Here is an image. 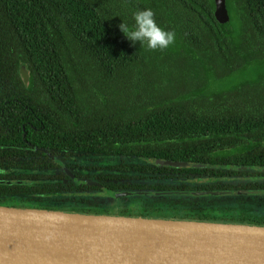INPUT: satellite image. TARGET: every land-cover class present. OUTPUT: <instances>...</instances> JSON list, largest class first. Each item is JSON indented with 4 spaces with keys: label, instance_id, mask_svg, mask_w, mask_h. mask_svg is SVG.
I'll use <instances>...</instances> for the list:
<instances>
[{
    "label": "trees",
    "instance_id": "1",
    "mask_svg": "<svg viewBox=\"0 0 264 264\" xmlns=\"http://www.w3.org/2000/svg\"><path fill=\"white\" fill-rule=\"evenodd\" d=\"M225 4L228 30L216 21L213 0H0V107L12 117L0 119V167L39 182L0 186V204L38 208L36 197L57 191L49 174L57 164L42 149L97 153L109 180L155 168L126 155L209 164L207 171L224 176L234 164L264 167V0ZM148 8L175 32L165 50L133 45L119 30ZM20 65L29 74L26 87ZM25 94H40L39 107L53 109L52 116L43 111L41 129L21 119L31 113L25 106H36ZM164 170L168 182L202 171ZM138 208L142 217L173 215Z\"/></svg>",
    "mask_w": 264,
    "mask_h": 264
},
{
    "label": "water",
    "instance_id": "2",
    "mask_svg": "<svg viewBox=\"0 0 264 264\" xmlns=\"http://www.w3.org/2000/svg\"><path fill=\"white\" fill-rule=\"evenodd\" d=\"M214 5L216 21L228 30L224 0H214ZM18 74L26 87L24 65ZM145 160L175 169L210 167ZM106 195L117 199L162 194ZM0 264H264V225L0 206Z\"/></svg>",
    "mask_w": 264,
    "mask_h": 264
},
{
    "label": "flooded vegetation",
    "instance_id": "3",
    "mask_svg": "<svg viewBox=\"0 0 264 264\" xmlns=\"http://www.w3.org/2000/svg\"><path fill=\"white\" fill-rule=\"evenodd\" d=\"M226 12L230 21V14L227 8ZM18 78L20 77L18 76ZM17 95L20 96L22 94ZM25 95L32 97L35 100L36 106L34 108L25 106L26 111H30L31 113L30 116L22 115L21 119H32L34 123L40 124V129L43 128L45 125L43 122L48 119V116H44L46 115L44 112L50 113L52 116L54 115L53 109L39 107L38 97L40 94ZM7 102L8 101H5L4 103ZM5 111H11V109L0 107V119H11L12 117L4 115ZM28 125L32 126L34 130L39 131L32 123L28 122ZM38 136H41V134H38ZM22 138L24 139V134ZM24 143V150L32 148V145L26 140H24ZM33 148L37 150L34 146ZM42 151L47 159L57 164L56 170L49 173L52 176L51 184L57 191L52 193L53 195L50 196L49 199H42V195L38 194L40 197L35 198L37 200L38 209L93 215L139 216L135 214L138 212L136 209L137 207L147 210L150 208H159L161 210L169 209L173 215L167 218L173 219L220 223L245 222L264 225V187L261 186V182L264 181V167L234 164L232 166H226L227 169L229 168L231 170V173L224 176L223 174L216 173V170L214 172L207 171L214 167L206 164L210 167H193L202 170L199 172V176L194 173H188V176L186 175L187 177L174 178L173 181L168 182L167 178L164 176L168 174V172H165L166 170L164 169H188L159 167L145 160L149 157L126 155L124 158L131 160L132 163L140 161L155 167L152 169L154 174L151 173V170L149 174L142 173L139 176L133 171L129 177H123L125 178L123 180L118 178L117 175V180H109L110 177L105 176L103 169H99V155H96L97 153L86 155L71 154L69 156H64L61 154L51 155L46 153V150L43 149ZM53 152H55V150H53ZM153 158L164 161H176L156 157H151L150 159ZM63 161L68 163V165ZM217 171L224 172L222 169ZM21 173L22 171L17 169L8 170L0 167V186H9L10 183H13L11 185L15 186H30L31 184L39 183L37 181L16 179V175ZM171 174L174 175L176 172H171ZM130 177L133 178L128 181L126 178ZM179 179L182 181L180 185L184 183L185 187H181L176 182V180ZM17 182L21 184H14ZM127 183L133 184L137 190L130 189L131 186ZM106 190L108 193L113 191L118 193L135 191L161 192L162 195L155 197L149 195H142L140 197L134 196L136 197L135 200L130 198L131 196L113 199L106 195L108 194L105 192ZM5 203L11 204L10 201H4V204H0V206L12 207ZM136 203L138 204L136 205ZM232 204L234 206H230ZM255 205L258 209V213L256 214ZM246 206L253 208L246 210L244 209ZM212 212L219 214V216L214 215ZM129 213H131V215H126ZM223 213L229 214V217L226 218ZM151 218L166 217H162L161 215V217Z\"/></svg>",
    "mask_w": 264,
    "mask_h": 264
},
{
    "label": "clouds",
    "instance_id": "4",
    "mask_svg": "<svg viewBox=\"0 0 264 264\" xmlns=\"http://www.w3.org/2000/svg\"><path fill=\"white\" fill-rule=\"evenodd\" d=\"M133 19L134 24L131 27L124 22L118 25L119 30L133 45L140 42L141 47L156 51L165 50L175 43V32L160 27L152 9L135 11Z\"/></svg>",
    "mask_w": 264,
    "mask_h": 264
},
{
    "label": "rangeland",
    "instance_id": "5",
    "mask_svg": "<svg viewBox=\"0 0 264 264\" xmlns=\"http://www.w3.org/2000/svg\"><path fill=\"white\" fill-rule=\"evenodd\" d=\"M130 198H132V199H136V197H130ZM230 206H234L233 204L232 205H230ZM251 208H253V207H248V206H246V207H244V209H246V210H250ZM98 213H99V211H98ZM213 213V212H212ZM256 213H258V209H257V207H256V205H255V214ZM214 215H217V216H219V214H217V213H213ZM223 215L227 218V217H229V214H227V213H223Z\"/></svg>",
    "mask_w": 264,
    "mask_h": 264
}]
</instances>
